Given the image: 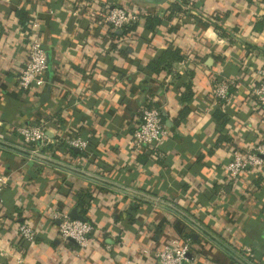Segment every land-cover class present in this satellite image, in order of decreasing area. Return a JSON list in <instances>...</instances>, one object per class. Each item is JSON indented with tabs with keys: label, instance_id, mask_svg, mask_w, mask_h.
I'll return each instance as SVG.
<instances>
[{
	"label": "crops",
	"instance_id": "1",
	"mask_svg": "<svg viewBox=\"0 0 264 264\" xmlns=\"http://www.w3.org/2000/svg\"><path fill=\"white\" fill-rule=\"evenodd\" d=\"M110 1L139 12L136 34L117 31L114 39L102 24L74 13L79 0H0V143L7 144H0V175L9 177L0 191V264H159L157 250L185 243V233L192 238L187 264H241L204 235L192 236L195 229L166 208L26 157L15 128L32 122L46 128L52 147L46 153L174 203L247 260L250 246V262L264 264L263 170L245 172L237 190L224 169L235 149L264 139V109L251 93L264 64V28H255L264 0H200L207 15L169 20L171 0ZM153 11L164 17L156 32L144 16ZM25 28L49 53L45 88L17 83L29 59ZM166 49L180 57L168 58L158 72L149 69ZM226 78L235 81L230 99L218 101L216 86ZM145 104L161 110L170 130L153 156L131 144ZM75 136L88 148H74L72 157L64 146ZM81 190L95 196L86 216L95 225L88 249L63 241L53 218L54 208L83 215ZM22 222L38 229L34 243L18 236Z\"/></svg>",
	"mask_w": 264,
	"mask_h": 264
},
{
	"label": "built area",
	"instance_id": "2",
	"mask_svg": "<svg viewBox=\"0 0 264 264\" xmlns=\"http://www.w3.org/2000/svg\"><path fill=\"white\" fill-rule=\"evenodd\" d=\"M171 1L182 3L183 10L187 13L207 15L204 5H198L200 0ZM260 1L256 0L257 3ZM102 6L96 4V1L81 0L74 13L86 14L84 10H87L86 15L92 19L93 23L102 24L110 32L118 31L119 29L123 30L124 26L133 22L139 14L138 11L134 12L133 9L116 3L108 9H103ZM21 28L24 27L22 26ZM23 31H25L23 34L28 41L29 59L24 69L17 75V83L24 90L34 86L45 88L48 84L46 72L49 68L47 49L43 41L33 31L28 28H25ZM256 73V82H253L251 85L252 101L255 107L264 109V64L257 69ZM234 82L231 78L222 79L216 86L215 99L218 101H228ZM15 129L21 136L23 143H25V149L29 150L31 155L39 153L61 161L59 158L53 157L52 153L45 152V149L51 142L42 123L32 122L18 125ZM168 137H170V130L166 123L162 121L161 110L148 104L142 105L139 111V121L131 136L133 149L135 151L148 149L153 156L156 154L157 147ZM64 148L65 152L68 151V148L86 150L88 148V141L80 136H75L67 139ZM67 153L69 154V152ZM224 169L231 185L237 190L243 189L245 172L261 169L264 173V139L253 144L250 149L244 151L235 149L230 160L224 165ZM8 180L9 177L7 175H0V191L4 189ZM2 201L3 199L0 196V202ZM53 218L60 221L59 237L63 241L73 239L80 249H88L95 244V239L92 236L95 229L93 221L73 218L70 212L57 210L56 208H54ZM17 234L26 242L34 243L37 240L38 229L29 222H22L17 227ZM190 242V239H188L183 244L175 242L166 243L156 252L159 264H187L190 260ZM244 252L246 257L250 259L249 261H253L252 259L255 257L253 249L250 246H245ZM17 263L22 264L23 260L18 259Z\"/></svg>",
	"mask_w": 264,
	"mask_h": 264
},
{
	"label": "water",
	"instance_id": "3",
	"mask_svg": "<svg viewBox=\"0 0 264 264\" xmlns=\"http://www.w3.org/2000/svg\"><path fill=\"white\" fill-rule=\"evenodd\" d=\"M150 2H161L163 0H148ZM119 32H122V29L118 30ZM50 61V56L48 53V62ZM3 145H7L6 143H0ZM18 151H21L26 157H30L33 160L40 161L42 163L48 164V165H53L59 168H63L67 171H71L73 173H76L78 175L84 176L94 182H97L99 184L106 185L108 187H111L113 189L119 190L125 194L131 195L132 197H135L139 200H143L146 202L154 203L156 205H159L163 208H166L182 219H184L195 231L192 233V236L197 237L199 234L204 235L206 238L214 242L216 245L221 247L224 251L228 252L229 255L234 257L237 261H239L241 264H253L249 260H247L243 255H241L239 252L235 251L234 249L230 248L226 243H224L221 239H219L217 236L213 235L209 230H207L205 227H203L200 223H198L195 219L190 217L185 211H183L181 208H179L177 205L174 203H171L167 200L159 199L153 195H149L147 193L140 192L138 190L132 189L130 187H126L123 185H120L118 183H115L109 179L93 175L89 172L80 170L78 168L72 167L68 165L65 162L58 161L54 158L48 157L43 154L36 153L34 155H31V152L25 148L18 149ZM73 218L76 219H81V220H88V218L78 212L76 208L72 210L70 213ZM74 241L73 239H71Z\"/></svg>",
	"mask_w": 264,
	"mask_h": 264
},
{
	"label": "trees",
	"instance_id": "4",
	"mask_svg": "<svg viewBox=\"0 0 264 264\" xmlns=\"http://www.w3.org/2000/svg\"><path fill=\"white\" fill-rule=\"evenodd\" d=\"M81 1V0H79ZM96 4L99 5V0H96ZM249 2H253L255 0H248ZM116 2L114 1H110V0H106L104 5L102 6L103 9H108L110 8V6H112L113 4H115ZM119 5H123L126 7V5L124 3H116ZM89 10V9H88ZM185 12L183 10V5L182 3H180L179 1H173L170 5V7H168V10L165 12V18L167 20L180 15L181 13ZM84 13L87 14V10H84ZM144 16L146 17V28L151 31V32H156L158 26H160L161 23H163L164 21V17H161L158 15V13H156L155 11L147 14L145 13ZM25 23V22H23ZM138 23H136V21L131 22L130 24H127L126 26H124L123 30L125 34H136V29H137ZM255 28L256 29H263L264 28V16L260 19L255 21ZM113 35V38H117L120 37V34L117 31H113L111 33ZM178 51L174 50V49H166L165 51H163L161 53V55L156 59L153 60L151 62L148 63V67L149 69H152L153 71H160L161 70V65L166 64L167 59L174 57V58H179L180 56L178 55ZM185 113L181 114V117L184 116ZM218 118L222 120V122L224 123L225 121V115L223 114H217ZM226 138V136H224ZM48 149L52 148L51 145L49 147H47ZM45 149V150H48ZM69 154H71L72 157L77 156L76 151L74 148H68ZM78 205L81 208V212L83 213V215L88 216V208H89V204L92 202V200L95 198V196L93 195V192L88 191V190H81L78 193ZM89 219V218H88ZM185 236L190 239V241H192L191 236L188 233H185ZM71 244L76 243L75 241L69 240Z\"/></svg>",
	"mask_w": 264,
	"mask_h": 264
}]
</instances>
